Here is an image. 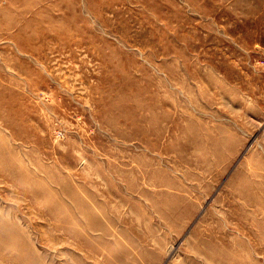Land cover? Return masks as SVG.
<instances>
[{"label": "rangeland", "instance_id": "1", "mask_svg": "<svg viewBox=\"0 0 264 264\" xmlns=\"http://www.w3.org/2000/svg\"><path fill=\"white\" fill-rule=\"evenodd\" d=\"M0 264H264V0H0Z\"/></svg>", "mask_w": 264, "mask_h": 264}]
</instances>
